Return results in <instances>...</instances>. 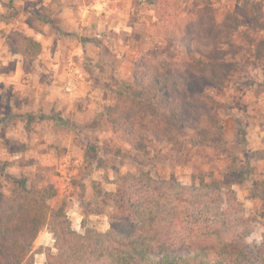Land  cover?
<instances>
[{"label": "rangeland", "instance_id": "rangeland-1", "mask_svg": "<svg viewBox=\"0 0 264 264\" xmlns=\"http://www.w3.org/2000/svg\"><path fill=\"white\" fill-rule=\"evenodd\" d=\"M139 2L134 21L132 0H0L1 190H12V178L53 185L51 207L88 238L110 231L119 213L101 196L114 195L123 177L136 179L157 197L189 200L176 217H164L167 223L206 232L212 226L241 264H264V201L250 192L254 181L264 182V0ZM191 14L230 23L223 47L235 52L234 67L222 86L208 90L219 105L226 151L187 142L136 151L106 122L105 108L122 84L133 83V61L169 47L165 26ZM19 35L41 44L29 66L13 48ZM238 170L244 181L229 192L210 185ZM54 230H41L26 264H48Z\"/></svg>", "mask_w": 264, "mask_h": 264}, {"label": "trees", "instance_id": "trees-1", "mask_svg": "<svg viewBox=\"0 0 264 264\" xmlns=\"http://www.w3.org/2000/svg\"><path fill=\"white\" fill-rule=\"evenodd\" d=\"M132 7L135 21L139 0H132ZM226 15L231 17L229 11ZM229 24L191 14L185 22L165 26L170 38L166 50L148 51L133 61V83L122 84L115 103L104 111L106 122L127 136L131 148L187 142L226 151L219 105L208 90L222 86L234 67L235 52L223 47L232 35ZM13 48L25 66L41 53L39 42L22 35ZM36 180L12 178L8 194L0 184V264H26L34 240L49 224L55 226L56 252L47 255L48 264H241L240 253L217 238L212 226L206 232L163 220L184 209L189 200L183 194L160 198L140 181L123 177L114 195L100 197L105 206L109 200L118 207L112 229L82 238L70 230L65 213L51 207L58 195L55 187ZM243 181L244 172L238 170L210 185L229 192ZM200 184L205 185L203 180ZM250 192L264 201V182L254 181Z\"/></svg>", "mask_w": 264, "mask_h": 264}, {"label": "crops", "instance_id": "crops-1", "mask_svg": "<svg viewBox=\"0 0 264 264\" xmlns=\"http://www.w3.org/2000/svg\"><path fill=\"white\" fill-rule=\"evenodd\" d=\"M131 69V68H130Z\"/></svg>", "mask_w": 264, "mask_h": 264}]
</instances>
